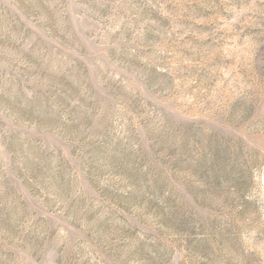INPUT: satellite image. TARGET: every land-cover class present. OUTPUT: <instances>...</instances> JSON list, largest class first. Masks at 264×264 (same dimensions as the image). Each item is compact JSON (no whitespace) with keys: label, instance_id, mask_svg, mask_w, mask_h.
I'll return each mask as SVG.
<instances>
[{"label":"rangeland","instance_id":"rangeland-1","mask_svg":"<svg viewBox=\"0 0 264 264\" xmlns=\"http://www.w3.org/2000/svg\"><path fill=\"white\" fill-rule=\"evenodd\" d=\"M0 264H264V0H0Z\"/></svg>","mask_w":264,"mask_h":264}]
</instances>
